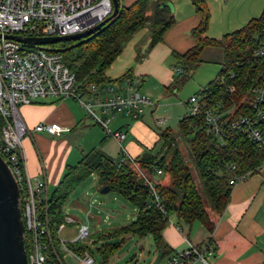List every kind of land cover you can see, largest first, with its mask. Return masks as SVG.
<instances>
[{"label": "trees", "instance_id": "1", "mask_svg": "<svg viewBox=\"0 0 264 264\" xmlns=\"http://www.w3.org/2000/svg\"><path fill=\"white\" fill-rule=\"evenodd\" d=\"M168 0H135L130 5H121L118 13L92 35L75 41L52 44L59 47L65 65L75 74L83 88L88 83H114L131 78L129 71L122 77L112 80L105 76L106 69L121 54L126 42L146 24L148 4H152V26L150 28V46L161 41L163 34L174 23L172 11L162 2ZM199 15L197 26L192 29L195 44L182 54L173 53L181 72L176 74L166 87L169 93L185 84L202 62L201 53L206 47L222 50L223 59L214 79L203 86L201 94L209 107L235 110L234 115L248 111L250 89L264 79V56L253 58L252 50L258 46L264 36V8L256 18H251L243 27L220 38H210L206 32L210 13L206 0H190ZM140 57L137 55L136 60ZM223 77L222 81L219 77ZM233 87V90H230ZM181 137L187 140L189 152L194 160L202 186L210 200L212 211L221 214L225 209L232 185L230 173L224 169L227 162H235L236 173L253 172L264 160V147H253L242 136L221 146L206 132L203 117L185 114L178 121ZM191 136V138H189ZM158 148L144 150L132 161H115L101 148H92L82 155L79 162L67 168L58 187L49 195L47 204L48 229L53 246L57 250L59 227L64 223L63 208L72 190L89 175H95L99 188L109 186L137 209L134 219L122 225L106 236L150 234L160 257L171 254L163 241L162 230L169 215L176 216L187 223L199 221L208 231L213 229V221L205 208L199 188L190 172L187 160L178 146L177 138L167 127L158 132ZM144 172L145 178L133 164ZM160 169L169 176V184H162L156 171ZM155 177L158 179L156 180ZM147 180L155 183L162 211L153 203ZM20 191V190H19ZM209 244L211 243L208 240ZM26 253L30 240L24 237ZM117 245L103 244L98 250L104 257L112 255ZM76 252L88 251L86 246L74 249ZM91 253V252H90ZM48 263L57 264L52 255Z\"/></svg>", "mask_w": 264, "mask_h": 264}, {"label": "built area", "instance_id": "2", "mask_svg": "<svg viewBox=\"0 0 264 264\" xmlns=\"http://www.w3.org/2000/svg\"><path fill=\"white\" fill-rule=\"evenodd\" d=\"M112 10L111 0H0V155L20 190L19 202L25 235L30 240L28 264H50L49 254L57 264H63L59 255L62 249L67 250V254L77 264H95V260L88 251L79 253L69 250L64 240L58 241L57 250L53 246L48 229L46 201L49 194L46 183L42 180L32 183L24 170L21 141L31 130L23 120L18 105L31 104L45 97L74 99L107 135L120 142L125 134L110 129L112 113L122 112L137 118L146 107L154 105V101L149 95L139 91L138 78H127L120 84L88 83L83 88V83L65 65L59 47L28 45L5 35L42 37L84 32L102 22ZM262 56L264 36L252 50L253 58ZM173 71L179 74L181 68L174 67ZM219 79L222 81L223 77ZM188 104V114H200L206 132L221 146L239 135L253 147H264V79L250 89L248 111L238 115H234L233 109L209 107L199 93L191 96ZM154 121L158 127L166 123L165 118L155 117ZM32 129L49 135H61L70 131L69 127L56 122H39ZM121 152L123 156L119 163L126 159L132 161L123 148ZM263 164L264 160L253 172L258 171ZM133 165L145 178L138 165ZM224 169L230 173L229 183L232 186L253 173H236L235 162H227ZM162 173L160 169L156 171L157 176ZM146 181L153 203L164 211L155 183L147 179ZM68 220L71 221L70 218ZM89 235V227L81 224L78 228V239H86ZM213 254L214 249L208 241L200 245L187 242L184 250L172 253L162 264H209L207 257Z\"/></svg>", "mask_w": 264, "mask_h": 264}, {"label": "crops", "instance_id": "3", "mask_svg": "<svg viewBox=\"0 0 264 264\" xmlns=\"http://www.w3.org/2000/svg\"><path fill=\"white\" fill-rule=\"evenodd\" d=\"M134 1L119 0V3L130 5ZM174 20V23L163 34L161 41L153 46L149 45V30L145 27L139 29L126 42L121 54L105 71V76L112 80L122 77L129 71L132 78L139 79V91L149 95L154 101V105L146 107L137 118L127 116L122 112L112 113L110 129L119 130L125 134L120 142L114 140L106 132L98 131L93 142L95 146L92 148H101L117 162L123 156L121 148L133 158L144 150L157 147L156 142L160 130H154L153 124L150 126L145 116L147 115L149 120H154L158 111L161 110V104L153 97L161 96V90L167 93L166 87L176 75L173 68L179 65L173 53L182 54L195 44L192 29L197 26L199 15L195 9L187 7L184 12L179 11L174 16ZM137 55L140 57L139 60H136ZM200 57L201 64L214 62L220 65L223 53L219 48L206 47ZM114 83L120 84L121 82L115 81ZM33 103L26 106L33 111L32 124L56 122L69 127L70 131L67 133L74 132L80 127H82L80 130L82 133L89 129L87 127L90 123L89 115L74 99L45 97ZM184 104L189 108L188 100ZM116 118L117 121L113 123ZM162 118H165L166 122L170 119L166 114L162 115ZM24 121L28 126L27 121ZM65 134L49 135L31 131L29 137L33 147L29 141H26V154L22 145L25 174L32 183L35 180L45 181L49 195L58 187L67 168L76 165L86 153L84 148L75 151ZM74 203L76 207H79V199H75ZM208 212L214 225L212 231H208L199 221L187 223L180 220L175 213L169 215L170 221L162 230V238L172 251L171 254L184 250L187 242L200 245L210 240L214 254L207 257L209 264H264V164L259 167L258 171L248 174L244 180L232 186L229 201L221 214H215L212 210ZM64 216L71 217L65 212ZM168 256L160 257L158 252L157 264H162Z\"/></svg>", "mask_w": 264, "mask_h": 264}, {"label": "rangeland", "instance_id": "4", "mask_svg": "<svg viewBox=\"0 0 264 264\" xmlns=\"http://www.w3.org/2000/svg\"><path fill=\"white\" fill-rule=\"evenodd\" d=\"M171 2L173 6V10L171 11L174 16L179 11L184 12L187 7H191L194 10L190 0H171ZM206 4L210 13V21L206 33L210 38H220L226 33L240 29L250 18L258 17L264 8V0H206ZM146 16L145 28L150 32L152 26L151 3L148 4ZM219 69L220 65L217 63L203 62L194 70L189 80L176 93H166L164 90H161V96L158 98L153 97V99H157L158 103L161 104V110L156 115L157 118H162V115L165 116V114L170 118L165 125L158 127L155 125L153 119L150 118L151 120H149L148 116H145L146 122L150 126L153 124L154 130H163L169 127L174 133L178 146H180L187 160L190 172L199 188L205 208L208 211L212 210L211 203L202 186L199 173L189 152L188 142L179 134L178 121L188 113V108L184 102L191 96L196 95L198 90L214 79ZM32 104L34 103L18 105V109L24 120L27 121L28 128L31 131H33L32 128L36 124H32L34 117L32 109L29 110L26 106ZM171 106L172 108H170ZM88 119L90 121L87 126L89 129L83 130V133L80 131L82 130V127H80L74 130V132L65 134L68 142L75 148V151H80L84 148L87 152L88 149L90 150L92 146H95L93 142L97 133H99L98 131L105 133L100 125L94 123L90 117ZM116 121L117 118L114 119L113 123ZM26 141H29L33 147L29 134L25 135L21 141L27 154ZM85 146L87 147L85 148ZM157 148L158 146L154 151ZM159 180L162 184H169L170 182L169 176L165 173L159 175ZM98 187L96 176L89 175L72 190L64 205V212L71 216V221L68 220V217H65V221L58 231L59 241L64 240L66 247L71 251H75L74 249L79 246H86L91 252L95 264H157L156 257L158 250L155 248L150 234L143 236L132 234L106 236L109 232L134 219L133 216L137 213V210L133 204L127 202L117 192L111 190L107 193H100ZM75 199H79V207L75 206ZM89 199L90 201H88ZM168 221H170V218H168ZM81 224H87L90 231L89 237L83 240L78 239V228ZM107 243L109 245H117V248L112 255L104 257L98 248ZM59 255L63 264H77L67 254V250H60Z\"/></svg>", "mask_w": 264, "mask_h": 264}, {"label": "water", "instance_id": "5", "mask_svg": "<svg viewBox=\"0 0 264 264\" xmlns=\"http://www.w3.org/2000/svg\"><path fill=\"white\" fill-rule=\"evenodd\" d=\"M111 1L113 5L112 13L102 22L84 32L60 36L5 35V37L28 45H52L86 38L95 33L118 13L119 0ZM161 6L173 10L171 2H162ZM155 179L158 178L155 177ZM109 191V186L100 188V193ZM19 201L20 191L18 184L0 155V264H28L24 245L25 227Z\"/></svg>", "mask_w": 264, "mask_h": 264}]
</instances>
